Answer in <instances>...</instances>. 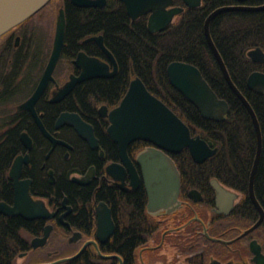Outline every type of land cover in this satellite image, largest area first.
I'll use <instances>...</instances> for the list:
<instances>
[{"label": "flooded vegetation", "instance_id": "obj_1", "mask_svg": "<svg viewBox=\"0 0 264 264\" xmlns=\"http://www.w3.org/2000/svg\"><path fill=\"white\" fill-rule=\"evenodd\" d=\"M106 3L107 0L104 6ZM172 6L177 5L172 1ZM60 7L64 8V5H60L58 10ZM51 28L52 14L41 12L38 13L37 19L23 22L0 37V144L14 140L15 137L22 144L8 169L12 188L11 202H4L13 203L14 190L9 175L10 167L17 156H27V161L21 163L20 179L30 180L29 191L32 198L43 200L48 210L54 213L50 217L33 219L18 215L26 222L41 221L43 226L38 234L21 228V236L30 239V248L18 252L13 264H257L251 242L256 241V247L259 246L264 254V242L259 229L261 224L251 232L243 235L242 233L257 221L259 214L256 221L248 225L245 214L235 211L241 194L226 187L217 178L215 179L226 189L237 194L228 213L219 211L216 206V193L210 183L212 178L208 182L209 188L205 190L196 186L182 190L180 185L179 202L171 212H150L147 209L148 198L141 168L135 159L139 151L152 145L150 142L133 155L127 148L140 177L137 187L131 184L129 171L124 177V188L120 181L113 180L106 173L108 164L121 162V159L118 152V160L105 161L101 138L113 142L117 151L118 146L107 131L109 118L100 114L99 107L106 106L109 113L120 101L116 104L101 103L93 118L73 109V90L87 80L77 83L69 93L56 100L59 88L70 76L80 74V69L74 65L73 59L80 51L89 55L86 51L80 49L66 62L62 60V47L52 78L48 80L31 109L22 106L33 95L48 62L53 46ZM100 59L109 61L107 55L106 58ZM63 113H77L90 124L98 139L99 148H91L87 139L80 136L70 124L61 123L57 126ZM24 133L31 140L30 148L24 144ZM51 137L66 142L70 147L65 143L53 146ZM41 146L45 149L40 150ZM108 187L114 189L116 197L125 199V195H129L133 215L137 202L135 192L141 189L146 195L142 210L143 226L139 232L138 243L130 248L129 260L126 263L124 256L118 252V247L111 245L116 229L119 228L120 210L113 212L111 201L99 197L107 192ZM191 191H196L193 197L190 196ZM74 193H82L78 194L75 204L69 200V196ZM100 202L109 207L113 222V232L104 241L97 235ZM47 225L50 226V232L46 244L34 248L31 240L41 237ZM63 258L68 259L60 260Z\"/></svg>", "mask_w": 264, "mask_h": 264}, {"label": "trees", "instance_id": "obj_2", "mask_svg": "<svg viewBox=\"0 0 264 264\" xmlns=\"http://www.w3.org/2000/svg\"><path fill=\"white\" fill-rule=\"evenodd\" d=\"M235 3V0H202L198 7H187L182 0H173L174 5L184 7L183 11L176 14L164 30L153 33L147 29L148 14L133 20L120 0H107L106 6L102 8L77 7L69 0H51L38 13L52 14L53 33L56 10L64 5L66 26L63 61L69 62L80 49L89 55L106 58L94 41L83 42L84 38L97 34L103 36L105 46L116 59L118 67L114 76L89 79L76 86L73 90V109L93 118L101 103H118L131 79L140 77L147 89L189 126L192 135L199 134L217 146L216 152L201 163L193 160L187 148L170 154L179 170L182 190L190 186L208 189L209 180L217 178L223 185L241 194L235 211L244 213L250 225L258 218V211L248 194L249 176L257 148L255 128L247 109L225 80L204 34L207 15L219 6ZM261 3L264 0L246 1L248 5ZM38 13L25 22L37 19ZM209 28L234 84L249 100L261 127L262 152L254 189L257 200L264 208V93L255 92L247 86L251 72H264V62L253 61L247 55L255 47L264 50V9L223 11L210 22ZM174 60L196 65L218 97L227 101L229 112L224 120L203 118L198 109L172 87L167 66ZM146 144L145 141L136 140L128 146V152L133 155ZM21 147L16 137L0 144V201L11 202L8 169ZM101 148L106 162L118 160L117 147L113 142L101 138ZM39 149L45 148L41 146ZM107 189L105 194L98 196L111 201L113 212L120 210L119 228L111 245L118 247L126 263L130 248L138 243L144 222L142 210L146 195L141 189L135 192L137 202L133 215L129 195L126 194L125 199H122L116 197L114 189ZM78 194H71L69 200L75 204ZM42 226L43 223L38 220L30 223L18 216L0 214V264H13L18 252L30 248V239L21 236V228L38 234ZM259 229L264 242V220Z\"/></svg>", "mask_w": 264, "mask_h": 264}, {"label": "water", "instance_id": "obj_3", "mask_svg": "<svg viewBox=\"0 0 264 264\" xmlns=\"http://www.w3.org/2000/svg\"><path fill=\"white\" fill-rule=\"evenodd\" d=\"M50 0H0V36L19 25L33 14L37 13ZM78 7H102L106 0H70ZM131 19L148 14L147 29L149 32L164 30L173 20L176 14L183 11L182 6H172L173 0H121ZM232 5H222L212 10L206 17L204 23V34L211 48V51L234 94L243 103L251 116L255 133L257 148L254 162L250 171L248 193L256 207L259 218L257 221L243 231V234L251 232L264 220V208L256 198L254 190L255 174L262 152V131L249 100L242 94L234 84L223 58L218 51L210 34V22L221 12L230 10L258 11L264 9V3L259 5H248L247 0H235ZM187 7H198L202 0H183ZM66 18L64 8L60 7L56 17L55 32L53 37L52 50L43 71L42 77L33 95L22 105L24 108L32 107L34 101L43 91L44 86L50 78L59 60L65 37ZM94 40L100 49L107 55L109 61L101 60L98 57L89 56L80 51L73 59V63L80 69L79 75H71L58 90L56 100H59L79 82L95 77H111L117 71V62L113 54L108 50L103 41L102 35H95L86 38L84 41ZM248 56L256 62L264 61V52L260 47H255L247 52ZM110 63L112 69H110ZM169 82L199 111L205 119L222 121L229 112V105L226 100L219 98L212 89L201 71L195 65L174 60L167 66ZM249 89L264 93V72L253 71L247 78ZM102 115L109 118L107 131L111 139L117 144L121 162H111L106 166V173L115 181H120L123 186L124 177L129 171L131 184L138 186L140 177L135 163L130 159L127 148L135 140L150 142L152 145L139 151L136 155V163L141 168L143 183L145 186L148 203L147 209L150 212L165 210L171 212L179 202L180 173L170 153H178L187 148L193 160L197 163L203 162L212 156L217 147H212L211 141H206L200 135L193 136L189 126L161 99L152 94L140 77L131 79L128 88L119 104L107 113V107H99ZM61 123L70 124L80 136L87 139L91 148H99V142L93 133L92 126L86 123L77 113H63L58 119ZM42 127V125H41ZM43 128V127H42ZM24 144L30 148L31 140L26 133L22 134ZM53 146L66 142L51 137ZM68 145V144H67ZM70 147V145H68ZM103 154V151H101ZM27 161V156H17L13 161L9 175L13 181L14 197L13 203L8 204L0 201V213L6 216H22L26 219L46 218L53 216L45 206L43 200L33 199L30 195V180H21V163ZM77 180V179H75ZM215 190L216 206L219 211L228 213L234 204L237 194L226 189L217 179L210 180ZM196 191H191L194 196ZM97 235L104 241L113 232V222L110 217V209L100 202L97 213ZM50 232V226L45 227L44 234L31 240L34 248L46 244ZM251 249L255 253L254 260L257 264H264V254L260 247H256V241L251 242ZM63 258L60 260H67Z\"/></svg>", "mask_w": 264, "mask_h": 264}, {"label": "bare ground", "instance_id": "obj_4", "mask_svg": "<svg viewBox=\"0 0 264 264\" xmlns=\"http://www.w3.org/2000/svg\"><path fill=\"white\" fill-rule=\"evenodd\" d=\"M205 23V22H204ZM262 49V48H261ZM251 50V49H250ZM263 50V49H262ZM264 52V50H263ZM248 55V54H247ZM250 58V57H249ZM251 59V58H250ZM192 64V63H191ZM194 65V64H193ZM196 66V65H195ZM197 67V66H196ZM240 90V89H239ZM243 94V93H242ZM244 95V94H243ZM255 190V189H254ZM249 194V193H248ZM250 198V197H249ZM251 200V199H250ZM252 202V201H251ZM253 204V203H252ZM254 205V204H253Z\"/></svg>", "mask_w": 264, "mask_h": 264}, {"label": "rangeland", "instance_id": "obj_5", "mask_svg": "<svg viewBox=\"0 0 264 264\" xmlns=\"http://www.w3.org/2000/svg\"><path fill=\"white\" fill-rule=\"evenodd\" d=\"M56 13H57V10H56ZM51 33H52V28H51ZM53 33H54V31H53ZM53 33H52V35H53Z\"/></svg>", "mask_w": 264, "mask_h": 264}]
</instances>
